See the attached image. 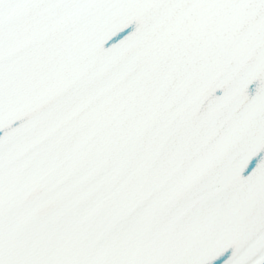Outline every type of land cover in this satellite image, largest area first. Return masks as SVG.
<instances>
[{"label":"snow or ice","instance_id":"snow-or-ice-1","mask_svg":"<svg viewBox=\"0 0 264 264\" xmlns=\"http://www.w3.org/2000/svg\"><path fill=\"white\" fill-rule=\"evenodd\" d=\"M0 264H264V0H0Z\"/></svg>","mask_w":264,"mask_h":264}]
</instances>
